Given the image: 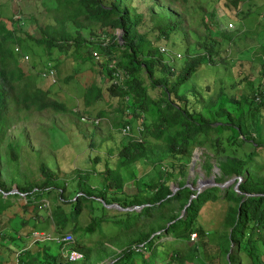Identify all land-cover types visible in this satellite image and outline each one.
<instances>
[{
  "label": "trees",
  "instance_id": "1",
  "mask_svg": "<svg viewBox=\"0 0 264 264\" xmlns=\"http://www.w3.org/2000/svg\"><path fill=\"white\" fill-rule=\"evenodd\" d=\"M158 1L170 6L176 5V0ZM43 3L52 13L53 23H45L37 27L39 30L37 36L25 30L23 38L18 34L20 25L14 27L15 21L20 24V19L30 17V14L20 10L19 13L16 10L14 12H18V17L13 16L14 12L6 15L8 24L0 19V141L7 127L17 121L18 109L33 108L76 113L64 100L55 97L53 92L32 86L30 81L24 78L25 70L19 65L18 59L23 61L19 52H24L21 46L26 38L42 46L48 57H51L52 48L56 47L61 50L71 49L72 52L81 51V60L99 61L103 66L102 75L108 80L105 90L108 94L116 96L119 102L116 108L122 115L113 120L117 132H119L118 127L123 123L133 126L134 118L140 117L139 123L142 127L139 132L140 140L132 135L122 134L123 141L117 149L114 166L104 167L101 176L102 187L91 186L85 190L78 187L74 196L64 197L62 193L64 186L55 182L56 173L45 162H40L38 165L43 176L39 183L16 184L17 192H8L10 187L4 188L0 183V213L5 215L4 221L0 223L2 227L0 236L5 232L8 233L4 231L8 228L16 232L23 230L28 218L39 215L38 207L42 203L43 196L49 195L54 189L62 201H74L72 207L74 216L80 211L79 199L89 198L90 195L98 196L106 203L115 201L121 206L147 202L142 207L144 208L158 204L160 210L164 206L167 207L168 213L169 208L176 204L179 210L164 219L169 221L163 223L162 231L158 232L163 239L158 240L156 234L149 236V232L142 239L137 240V243L128 244L121 249L108 264H171L174 261L181 263L185 259L191 260L194 256V246H188L189 240L192 239L189 234L194 232L200 236L203 233L201 226L195 224L200 204L206 199L221 197L225 198L228 204L224 214L227 228L221 232L222 250L219 248L223 264H264V173L253 172L256 165L254 158L264 143V138L260 137L257 117L258 110L264 105V59L260 60V57H257L262 63L260 76L263 80L259 84L261 88H253L249 99H240L232 93H227L221 86L213 95L204 98L194 89L186 91L179 87L199 64L210 63L218 56L220 40H215L210 35L207 41L198 42L202 51L189 56L181 68L174 72L171 65L162 61L158 54L159 49L142 32L136 31L140 13L131 11L132 8L122 3V0H54V3L44 0ZM168 19L165 27L167 30H172L179 21L170 15ZM201 22L206 32H209V23L204 18H201ZM82 29L89 31L87 36L82 34ZM164 30L165 28L158 30L159 36H167ZM219 34L225 39L231 38V34L226 31H220ZM14 46H17L18 50H14ZM92 49L100 53L98 60L91 56ZM184 50L187 51L186 48ZM261 52L264 53V45H261ZM55 61L60 62L61 58L55 56ZM110 62L126 71L127 75L121 79V84L110 83L113 70L109 65ZM56 63L51 64L50 67L54 69ZM232 83L230 82V85H233ZM148 86L156 89L158 93L151 94ZM102 94L103 90L99 84L90 82L85 85L81 96L82 113H87L88 106L98 100ZM124 95L127 99H124ZM239 100L247 103L245 112H239ZM96 114H104V110L99 108ZM145 134L158 139L159 142L149 141ZM243 142L249 146L238 153L236 146ZM199 145L207 147L215 156L214 164L217 166V172L213 176L214 181L221 182L238 175L239 181L236 187L239 192L233 188L236 177L229 186H206L191 198L183 214L177 216L192 191L184 185L186 156ZM6 146L9 156L15 158L12 144L6 142ZM140 157L153 165H162L163 160L167 158H174L178 162L171 160L165 164L163 167L165 175L159 173L151 180L146 196L133 194L129 200L117 199L108 192L109 187L120 188L121 167ZM183 157L185 158L182 159ZM211 164L207 155L200 163L205 171ZM175 175H178L176 179L178 188L167 195L170 192L167 179ZM3 191H6V194ZM11 197L14 199L9 202L8 199ZM16 197H19V200ZM14 203L18 204L16 209L6 216L4 212ZM58 207L59 205L49 208V212L44 215L43 220H40L43 225L40 227L51 223L53 231L62 229L63 219L60 217ZM163 210L166 212V209ZM103 217L90 218L84 228L91 229L93 220ZM10 220H16L17 224L9 223ZM6 225L9 227L6 228ZM37 225L38 223L34 221L26 230L28 232L24 231L26 234L24 236L26 237L29 232L31 235ZM67 229L70 230L64 231H73L71 227ZM164 236H170L171 239ZM40 239L34 238L30 244L23 246V252L18 257L21 264L70 262L62 256L60 243L55 242L59 247L52 250L50 244ZM167 242L170 245L167 246ZM76 244H73L72 240L64 245H67V248L80 250ZM178 248L184 251L180 253ZM226 253L227 257H225Z\"/></svg>",
  "mask_w": 264,
  "mask_h": 264
},
{
  "label": "rangeland",
  "instance_id": "2",
  "mask_svg": "<svg viewBox=\"0 0 264 264\" xmlns=\"http://www.w3.org/2000/svg\"><path fill=\"white\" fill-rule=\"evenodd\" d=\"M43 1L0 0V19L8 24L6 15H11L16 10L30 14V17L21 18L20 24L15 21L14 27L20 25L18 34L23 38L25 30L37 36L39 34L37 27L45 23H53L52 13ZM50 1L54 3V0ZM122 3L129 5L128 7L133 9L131 11L140 13L136 31L142 32L157 49L160 46L166 48L164 53L159 50L158 54L162 61L172 66L174 72L181 68L189 56L202 51L198 42L207 41L210 35L215 40H220L218 56L210 63L199 64L181 84L179 87L181 90L194 89L205 98L213 95L221 86L227 93L247 100L253 88H261L259 84L263 80L260 76L262 63L257 57L259 56L260 60L264 59V53L261 52V45H264V0H176L175 6L158 0H122ZM18 12H14L13 16L18 17ZM168 15L179 21L172 30H167L165 27L169 20ZM201 18L209 23V32H206ZM228 22L231 24L228 25ZM162 28H165L166 37L159 36L158 30L161 31ZM220 31L230 33L231 38L225 39L219 34ZM88 33L89 31L82 29L84 36ZM117 33H119L118 30ZM21 47L23 53L27 55L23 61L18 59L19 65L25 70L24 78L26 77L32 86H39L53 92L55 97L64 100L76 113L33 108L18 109L17 121L7 127L0 141L1 185L4 188L10 187L9 190H11L16 187V184L39 183L43 176L38 165L40 162H45L55 171V182L64 186L62 192L64 197L77 194L78 187L83 190L91 186L102 187L101 176L104 167L114 166L117 149L123 141L122 134L117 132V126H114L113 122L116 117L119 118L122 115L116 108L119 102L116 96L108 94L105 90L108 80L102 75L103 66L99 64V61L81 60V51L72 52L71 49L61 50L54 47L50 53L51 57H48L42 46L28 38L23 40ZM185 48L187 51L184 50ZM176 53L179 55L176 56ZM55 56L61 58V61L56 63ZM55 63L53 80L41 76L40 70ZM24 78L21 79L22 82ZM144 81L147 83L146 80ZM90 82L99 84L103 94L88 106L87 113H82V92L84 86ZM230 82H233V85H230ZM148 90L153 95L158 93L156 89H151L149 86ZM242 102L239 100V112L246 111L244 109L247 103ZM99 108L104 110V114H96ZM80 114H83L85 119H81ZM257 117L260 137L264 138V105L258 110ZM140 120V117L134 118L132 122L134 129ZM145 136L151 142H159L152 136L147 134ZM138 138L140 140V136ZM6 142L12 144L15 158L9 156ZM248 146L243 142L236 146V150L240 153ZM194 148L198 153L190 170L188 166L192 150L186 156L185 162V177L191 184H194L197 178L211 175L212 165L215 163V156L207 147L199 145ZM206 155L212 164L205 171L200 163ZM171 160L178 162L174 158H167L163 160L162 165H153L142 157L136 159L121 167V187H109L108 192L120 200H129L133 194L146 196L151 180L159 173L165 175L163 167ZM254 162L256 165L253 172L263 174L264 143L260 146ZM79 173H81L80 176ZM177 178L178 175L168 177L169 186L176 184ZM233 181L234 178L226 186ZM43 197L38 207L39 215L28 218L23 230L16 232L6 225L8 230L4 231L8 233L5 232L0 236V264H21L18 257L32 239L52 236L59 231L70 230L67 229L70 227L73 229L70 231L73 235V244L77 243L76 246L84 253V257L67 264H106L109 259L107 255L115 256L128 244L137 243V240L142 239L149 232V236L156 234L155 237H158V240L163 239L158 232L162 231L163 223L169 221L164 219L179 210L176 204L169 208V213L167 207H163L166 209L165 212L163 209L160 210L158 204L142 208L147 202L139 204L142 205L140 208L121 210L114 206H104L98 196L90 195L89 198L79 199L80 211L74 216L73 200L62 201L55 189ZM13 199L11 197L8 200L11 202ZM16 199L19 200V197ZM17 205L15 203L11 205L8 211L4 212L6 216L11 214ZM56 205H59L58 212L63 219L62 229L53 231L51 223H47L45 228L40 227L43 226L40 220H43L51 206ZM227 207V200L221 197L206 199L200 204L195 224L201 226L203 233L200 236L198 233H194L193 236L189 234L192 239L189 240L188 246H194V256L191 260L185 259L181 263L174 261L171 264H223L219 248L222 247L223 242L221 232L227 228L224 223ZM94 216L104 217L94 219L91 229L84 228V225ZM4 218L5 215L0 213V223L4 221ZM34 221L38 223L37 227H34L37 233L31 232L30 235L29 232L25 237L24 231L26 232ZM15 222L16 220H10L9 223L15 225L17 224ZM21 237L22 241H20ZM164 237L171 239L170 236ZM40 240L50 244L52 250L59 247L58 243L49 238L44 237ZM166 245H170L169 242ZM60 246L62 250L67 248L64 244ZM183 251L178 248V252Z\"/></svg>",
  "mask_w": 264,
  "mask_h": 264
},
{
  "label": "built area",
  "instance_id": "3",
  "mask_svg": "<svg viewBox=\"0 0 264 264\" xmlns=\"http://www.w3.org/2000/svg\"><path fill=\"white\" fill-rule=\"evenodd\" d=\"M231 23L228 22V25H230ZM101 37L103 35H100ZM14 50H18L17 46H14ZM159 50L162 52L166 51V48L163 46L159 47ZM179 55V53H176V56ZM19 56H21L23 59L27 58V55L25 53H21L19 52ZM91 56L95 59L98 60V58L100 57V53H98V51L96 49H92L91 50ZM110 66L113 67L112 70V76L110 78V83L111 82H115L118 84H121V79L125 78V76L127 75L126 71L123 68L120 67H116L112 62L109 63ZM53 69L50 66H46L45 68H43L42 70H40V74L41 76H45L47 78H51L52 80L53 78ZM124 99H127V96L124 95ZM128 110V108H126V111ZM81 119H85V116L81 115L80 116ZM133 126L130 125L129 123H123L122 125H120L118 127L119 132L121 134L124 135H132L134 136L135 139L139 140L138 136H139V132L141 131L142 127L140 124H138L137 126H135V129L132 128ZM32 233H37V231H32ZM44 235V234H43ZM191 235H194V232L191 233ZM41 237V236H40ZM50 238L51 240H53L54 242H58L60 244H65L67 242H71L73 240V235L71 232L69 231H64V232H58L56 234H53L52 236H42L41 238ZM38 238V237H36ZM61 254L62 256L70 262H73L81 257H83V253L76 249V248H66L61 250Z\"/></svg>",
  "mask_w": 264,
  "mask_h": 264
},
{
  "label": "water",
  "instance_id": "4",
  "mask_svg": "<svg viewBox=\"0 0 264 264\" xmlns=\"http://www.w3.org/2000/svg\"><path fill=\"white\" fill-rule=\"evenodd\" d=\"M117 36H118V38H120V34L119 33H117ZM197 153H198V151L195 149V148H193L192 149V155H191V158H190V160H189V170L191 169V167H192V163H193V161H194V159L197 157ZM212 170H213V172H212V174L211 175H209V176H206V177H202V178H197L196 180H195V183L194 184H191V182H188V180H187V178L185 179V182H184V185H187L192 191L189 193V195H188V197H187V200H186V202L182 205V207H181V209H180V212H179V214L177 215V216H180V215H182L183 214V212H184V210H185V207H186V205H188L189 204V202H190V200H191V198L192 197H195L196 195H197V193L198 192H200L204 187H206V186H210V185H217V186H219V187H222V186H226V184L230 181V180H232V178H234V177H236L237 178V180L234 182V184H233V188L236 190V191H238V189H237V181H238V179H239V176L238 175H236V176H232V177H229V178H227V179H225L224 181H222V182H217V181H214V179H213V176H214V174H215V172H217V166L213 163V165H212ZM178 188V186H177V184H172V185H170L169 186V189H170V192H169V194H167V195H170V194H172L176 189ZM8 191H13V192H17L18 190L16 189V187H13L11 190H8ZM239 192V191H238ZM3 193H6V191H3ZM21 193V192H20ZM246 194H248V193H246ZM101 199V198H100ZM101 202L104 204V206H107V207H117V208H119V209H121V210H131V209H133V208H140L141 206L139 205V204H137V205H132V206H121V205H119L117 202H115V201H112V202H109V203H106V202H104V200L103 199H101ZM171 221V220H170ZM228 256V254L226 253L225 254V257H227ZM111 260H113V258L112 259H109L107 262H106V264H108Z\"/></svg>",
  "mask_w": 264,
  "mask_h": 264
},
{
  "label": "crops",
  "instance_id": "5",
  "mask_svg": "<svg viewBox=\"0 0 264 264\" xmlns=\"http://www.w3.org/2000/svg\"><path fill=\"white\" fill-rule=\"evenodd\" d=\"M42 228H45V227H42ZM42 228H40L41 230H43ZM61 251V250H60ZM108 257H109V259H112V255L110 254V255H107ZM106 257V256H105ZM108 259V260H109Z\"/></svg>",
  "mask_w": 264,
  "mask_h": 264
},
{
  "label": "clouds",
  "instance_id": "6",
  "mask_svg": "<svg viewBox=\"0 0 264 264\" xmlns=\"http://www.w3.org/2000/svg\"><path fill=\"white\" fill-rule=\"evenodd\" d=\"M116 33H117V31H116ZM120 39V38H119Z\"/></svg>",
  "mask_w": 264,
  "mask_h": 264
}]
</instances>
